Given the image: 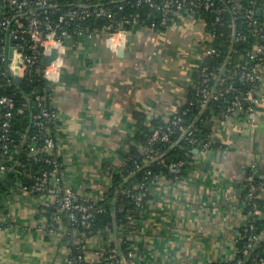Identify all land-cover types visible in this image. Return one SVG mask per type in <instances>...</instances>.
<instances>
[{
	"label": "crops",
	"instance_id": "crops-1",
	"mask_svg": "<svg viewBox=\"0 0 264 264\" xmlns=\"http://www.w3.org/2000/svg\"><path fill=\"white\" fill-rule=\"evenodd\" d=\"M5 7L0 0V23ZM260 10L264 14V6ZM207 30L201 19L177 14L165 30L134 26L119 34L96 30L66 40L45 70L55 113L49 129L61 159L59 184L78 199L104 198L112 175L139 146L136 137L167 124L186 103L201 78ZM11 36L7 53L16 44ZM19 61L16 55L17 74ZM258 90L254 123L238 117L221 124L217 118L209 149L195 153L177 180L150 188L135 232L140 264L233 262L246 224L244 187L264 180V81ZM53 206L54 197L45 193L14 194L1 215L6 225L0 230V264H71L72 240H84ZM121 235L88 240L87 261Z\"/></svg>",
	"mask_w": 264,
	"mask_h": 264
},
{
	"label": "trees",
	"instance_id": "trees-1",
	"mask_svg": "<svg viewBox=\"0 0 264 264\" xmlns=\"http://www.w3.org/2000/svg\"><path fill=\"white\" fill-rule=\"evenodd\" d=\"M30 1L32 3L30 7L34 8L35 15L40 19L48 17L54 24L58 23L61 17L68 19L72 11L87 7L90 9H109L111 14L118 19L131 17L132 22L134 20L136 24L126 25L125 30L134 26L151 28L152 30H165L174 23L177 16L176 13L169 16L171 20L167 26L160 25L162 15L152 6V3L161 4L164 0H152V2H147L146 0H50V4L46 8L35 6L36 0ZM213 1L219 11L216 8L209 11L199 8L192 12L184 11L181 13L204 21L208 27L207 32H214L216 35L212 42L213 47L221 51V56L207 55L202 64V66L219 74V79L210 83L211 94L205 107H201V100L198 96L199 89L202 86L203 78L201 76L195 87L190 89L186 103L179 109L187 111V115L184 117L185 127L187 129H197L195 135L199 143L195 148L200 151L203 150L205 144L209 143L217 118H222L226 114L235 95L239 94L243 98L253 87L251 83L234 78V74L241 71L243 66L249 67L253 65L254 63L249 59V53L256 47L264 45V14H258L259 10L264 6V0ZM236 3L241 4L243 7L238 15H235L231 8ZM5 5V16L0 23V53L3 52L5 54V56L0 55V99L5 96L10 97L13 99L14 105L11 108L0 105V123L6 121L5 115L7 113L11 114L9 131L13 139L11 146L12 159L0 158V166H5V170L0 171V230L6 225L1 219V215L6 213L5 204L12 200L15 193L21 192L24 187L31 189L40 186V179L44 173L53 171L58 173L62 169L61 159L56 149L53 151L41 150L35 153L32 150L43 149L46 138L54 140L53 133L49 129V127L53 126V123L47 126V130H42L36 125L35 118L42 108L41 104L43 108L51 109L50 87L45 78V67L42 64L41 55L38 56V59H40L39 63L31 68L20 84L14 83L8 77L5 57L7 55L9 34H12L20 27H26L31 16L28 13L29 9H16L6 2ZM249 11L254 12V18L258 21V26L263 29L261 32L262 36L255 34V25H249L245 17ZM135 15L139 16L134 18ZM109 22L110 20L106 17H92L80 22H69V24L62 25L64 30L70 33L71 38H77L79 37L75 33L77 27L78 30L80 29L86 33L96 30L105 31ZM32 46V42L27 39L23 40L21 36L15 44V47H19L23 56L26 57L35 56ZM228 88H231V90H228ZM190 102L193 104L190 105ZM247 105L248 103L245 100L244 106L246 107ZM171 119L167 124H156L154 130L168 126ZM153 131L147 129L142 136L136 137V142L139 143L140 147L142 146L143 148L147 144ZM171 140V143L156 146L157 152L155 156L159 160H164V163L142 164V148L140 149L138 148L139 146H136L131 150L126 158L125 165L120 171L112 175L111 185L104 198L100 202H96V206L103 209L104 212L96 214L89 229L73 224L69 220L67 213L61 211V217L64 222L67 223L72 232H78L84 240L83 242L72 240L70 256L72 264H89L87 260L80 261L78 259L88 240L97 237L102 240H108L112 233L120 230H125V237L129 232H136L138 225L135 221L139 219V215L149 200L150 188L155 175L161 174L170 181L177 180L176 175L169 171V165L182 160L186 161V165L183 167L179 177L185 174L186 169L196 157L194 148L188 145L181 132L175 134ZM52 161H56L58 165H55ZM136 162H141V164L137 166ZM142 184H145L146 187L144 190L146 203H144V207L139 208L136 206L134 199L128 197L126 192L131 190L137 193L139 191L138 186ZM252 184L264 186V180H253L245 185L241 197L243 202H247V195ZM45 190L44 188L40 192L33 193H45ZM257 200L259 208L264 211V194ZM88 201L90 203L94 202L92 200ZM78 202H85V200L78 199ZM51 209L57 212L60 208L55 204ZM246 209H251V206L247 205ZM249 234V232H244L243 230L242 237L236 244L237 250L242 249L248 243ZM255 234L264 235V216L256 220ZM112 248H118L122 252L127 253L130 248V241L126 238H123L122 242L113 239L107 249L111 250ZM256 250L263 253L264 242ZM107 256L108 254L105 255V258ZM245 262L250 264L251 260L246 259ZM122 264L131 263L124 261Z\"/></svg>",
	"mask_w": 264,
	"mask_h": 264
},
{
	"label": "built area",
	"instance_id": "built-area-1",
	"mask_svg": "<svg viewBox=\"0 0 264 264\" xmlns=\"http://www.w3.org/2000/svg\"><path fill=\"white\" fill-rule=\"evenodd\" d=\"M147 2H152V0H146ZM10 6L16 9H29L28 25L26 27H20L18 30H15L13 34L23 40H29L32 42V48L35 52V56L26 57L23 56L19 47H16L15 56L18 55V74L25 77V75L31 70V68L39 63L38 56L41 55L43 59L44 56L50 54L52 49L56 48L59 50L65 47L66 40L71 38L70 33L64 30V25L69 24V22L83 21L92 17H106L110 20L109 25L105 28V31L112 29L114 34L123 33L125 26L131 23L136 24V21L131 17L116 18L111 14L109 9L105 8H93L90 9L82 8L79 10L72 11L67 18L61 17L59 22L54 24L48 17L45 19H40L37 15L34 14V8L30 7L32 5L30 0H5ZM50 0H36L35 6L38 8H46L49 6ZM153 7L160 12L161 17V26H167L171 18L169 16L176 14H181L184 11L192 12L199 8L204 10H212L216 8V4L213 0H164L161 4L152 3ZM84 7V6H83ZM232 11L235 15L241 13L243 7L241 4L236 3L232 5ZM218 10V9H217ZM219 11V10H218ZM139 15H135L134 18H137ZM245 17L248 20L249 25H255L256 28L254 32L258 36H262L261 32L263 29L258 26V21L254 18V12L249 11ZM60 30V31H59ZM75 33L78 36L88 34L82 30H78V27L75 30ZM93 32H89L91 34ZM261 34V35H260ZM216 35L214 32L208 31V44L206 47V54L211 56H221V51L213 47L212 42L215 39ZM26 38V39H25ZM0 55L5 56L3 52ZM6 59V57H5ZM249 59L254 63L251 66L241 67V71L234 74V78L239 81H245L253 84V87L246 93L245 97H241L239 94L235 95L234 99L230 102V106L227 109L226 114L221 118L220 123L225 124L228 121L238 118L246 117V119L254 123L256 120L257 110L261 101L260 93L258 90V84L264 81V45L256 47L252 52L249 53ZM14 62V60H13ZM13 64V63H12ZM11 64V67H12ZM47 67H45L46 70ZM44 70V73H45ZM200 75L202 76V86L199 89L198 96L200 97L201 107H205L207 100L210 97V83L219 79V74L216 71L209 70L205 66H200L199 68ZM231 90V88H228ZM247 101L248 105L244 106V101ZM193 104L190 102V105ZM0 105H4L8 108L13 107V99L10 97H2L0 99ZM42 108L38 115H36V125H38L42 130H47L48 125L53 123L55 118V113L48 108H43V105H40ZM187 115V111L178 110L176 111L171 119V122L168 126L164 128L155 129L147 141V144L142 148V164H151L153 162L164 163V160L158 159L155 154L157 152L156 146L172 142V137L181 132L184 136L185 141L188 145L192 146L195 150L200 151L195 146L199 143L198 138L195 135L197 129H187L184 125V117ZM11 114L7 113L5 115L6 121L0 123V158L12 159L11 156V146L13 144V139L10 136L9 131V118ZM56 149V144L52 138L45 139V145L43 149H32L35 152L41 150L53 151ZM209 149V144H205L203 151ZM196 153V152H195ZM141 162H136L137 166ZM55 165H58L56 161H52ZM186 165V161H178L175 164L169 165V171L172 174L176 175V178H179L180 173L183 170V167ZM5 170V166H0V171ZM57 172L53 171L51 173H44L43 177L40 179V186L27 188L24 187L23 190L26 192H40L44 188L46 189L45 194L53 196L55 199V204L58 205L62 212H66L69 220L75 224L84 228H90L92 222L95 219L97 213L104 212L103 209L96 206V202H89L87 199H84L85 202H78L76 194L68 187L62 186L56 181ZM165 181V177L161 174L155 175L153 180V185H157L162 181ZM139 191L137 193L128 190L126 192L128 197L134 199L137 207H144L145 197V184L138 186ZM264 194V186L252 184L247 195V202H243V207L245 209L246 217V226L244 232H249L248 243L243 246L242 249L237 250L233 259V264H246V259L251 260L250 264H264V252L260 253L256 249L263 244L264 235L260 236L255 234V222L258 218L264 216V211L259 208L258 198ZM247 205L251 206V209L247 210ZM140 218V215H139ZM139 224V219L135 221ZM122 232L121 237L117 238V241L122 242L123 238H126L130 241V248L127 253L122 252L118 248H112L111 250L106 248L97 249L94 253L96 258L94 261L89 262V264H122L124 261H129L131 264H140L139 263V253L137 252V241L135 239V233L129 232L125 237V230H120ZM254 231V233H253ZM131 233V234H130ZM83 252L78 256V259L81 261L87 260V250L83 248ZM254 251V252H253ZM108 254L107 258L105 255ZM245 259V260H244ZM72 264V263H71Z\"/></svg>",
	"mask_w": 264,
	"mask_h": 264
},
{
	"label": "water",
	"instance_id": "water-1",
	"mask_svg": "<svg viewBox=\"0 0 264 264\" xmlns=\"http://www.w3.org/2000/svg\"><path fill=\"white\" fill-rule=\"evenodd\" d=\"M261 13H262V10H259L258 14L261 15ZM107 31L113 32L114 30L109 29ZM11 40L13 43L18 41V39L15 36H11ZM15 51H16L15 46H12L9 48L8 53L6 55V62H5L6 65L5 66H6L8 77L14 83L20 84L23 81L24 77L17 75L11 67V64L13 63V60H14ZM58 57H59L58 49H56V48L52 49L50 54L43 57V59H42L43 66L49 67ZM195 152L197 153L198 150H195ZM20 186H22V185L20 184Z\"/></svg>",
	"mask_w": 264,
	"mask_h": 264
}]
</instances>
